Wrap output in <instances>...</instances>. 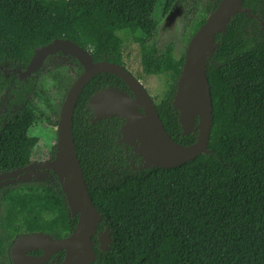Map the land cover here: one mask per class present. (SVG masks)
Masks as SVG:
<instances>
[{"label": "trees", "instance_id": "1", "mask_svg": "<svg viewBox=\"0 0 264 264\" xmlns=\"http://www.w3.org/2000/svg\"><path fill=\"white\" fill-rule=\"evenodd\" d=\"M183 0H0V174L31 163L39 122L58 126L68 90L84 69L70 55L48 56L23 76L36 50L70 40L94 62L123 67L125 40L140 50L143 73L164 76L166 91L156 108L172 139L184 135L174 104L185 52L157 47L159 25ZM221 0H205L187 20V45ZM249 12L235 15L215 37L207 58L213 124L205 154L173 169H144L124 139L126 120H96L91 97L106 88L132 96L111 74L95 76L74 111L73 139L92 201L101 215L93 240V264H264V0H245ZM120 34H123L121 37ZM67 58L63 64L49 61ZM49 85V89H48ZM41 106V107H40ZM47 110L52 121L47 116ZM56 155L53 148L51 159ZM34 172L39 181L15 183ZM0 189V251L7 255L22 235L68 237L78 215L68 207L64 177L44 170L9 179ZM110 232L103 248L101 237ZM54 257L63 260V251ZM53 257V258H54Z\"/></svg>", "mask_w": 264, "mask_h": 264}, {"label": "water", "instance_id": "2", "mask_svg": "<svg viewBox=\"0 0 264 264\" xmlns=\"http://www.w3.org/2000/svg\"><path fill=\"white\" fill-rule=\"evenodd\" d=\"M245 0H221L209 15L206 23L195 33L185 51L182 68L174 98L180 113L184 135L194 130L198 118L196 141L188 146L176 143L166 131L158 114L154 100L144 86L127 68L107 61L94 62L90 53L70 40H56L38 48L28 69L21 73L29 76L40 69L48 56L62 53L75 57L84 71L68 90L63 102L59 122L56 155L53 160L31 163L24 168L0 174V181H6L33 171H60L64 177V192L68 207L78 222L66 238L54 240L48 235H25L12 247L15 264H44L51 255L65 252L61 264H93L92 237L101 221L89 194L86 180L73 139V117L77 101L86 85L99 74H111L120 78L131 91L132 96L106 88L90 99L96 120L119 117L126 120L124 139L131 145H138L137 151L144 161L143 168L173 169L195 160L208 149L212 124L213 103L207 77V58L215 50V37L223 33L230 20L243 11ZM264 25V22H263ZM101 241L106 249L111 242L106 231ZM41 249L39 257L28 256L27 251Z\"/></svg>", "mask_w": 264, "mask_h": 264}, {"label": "rangeland", "instance_id": "3", "mask_svg": "<svg viewBox=\"0 0 264 264\" xmlns=\"http://www.w3.org/2000/svg\"><path fill=\"white\" fill-rule=\"evenodd\" d=\"M205 0H183L177 4L174 10L167 15L163 22L159 25L157 33L155 35V42L160 50H163L167 45L172 44L174 46V56L179 59L187 48V20L192 19V12L199 13L203 7ZM123 37V34H120ZM124 49V62L128 71H130L136 79L144 86L149 96L154 100V103H158L163 97L166 91V78L164 76H149L143 73L141 65L140 50L136 44H131L125 40ZM53 62H59L63 64L68 63L67 58L56 57L49 61V64ZM49 89V85H48ZM41 107V106H40ZM43 107V106H42ZM46 111V114L50 119L56 122V119L52 118L50 113ZM40 125L35 126L31 133V139L36 142L31 154V163H40L49 161L53 152V148L57 144L58 140V126L48 124L45 120L39 122ZM30 163V164H31ZM43 172H34L25 179H18L15 183L24 182H36L46 178ZM11 181H5L0 184V189L6 185H13Z\"/></svg>", "mask_w": 264, "mask_h": 264}, {"label": "flooded vegetation", "instance_id": "4", "mask_svg": "<svg viewBox=\"0 0 264 264\" xmlns=\"http://www.w3.org/2000/svg\"><path fill=\"white\" fill-rule=\"evenodd\" d=\"M126 68V67H125ZM50 160H53V159H50ZM44 171V170H43ZM30 173V172H29ZM2 174V173H1ZM6 181H10V180H6ZM3 182H5V181H0V184H2ZM34 235H36V234H34ZM43 235V234H42ZM23 236H25V235H22L21 237H18V238H16L15 240H14V243L12 244V246H11V248H10V251H9V257H10V259H11V262H12V264H15L14 263V260L12 259V254H11V251H12V247H13V245L15 244V242L17 241V240H19L20 238H22ZM49 236V235H48ZM52 239H54V238H52ZM63 239V238H62ZM54 240H60V239H54ZM102 245H103V243H102ZM109 246V245H108ZM104 248V247H103ZM59 252H61V251H59ZM59 252H56L55 254H53V255H51L50 256V258L44 263V264H61L63 261H64V258H65V252L63 251V253H64V257H63V260L61 261V262H59V257H54L57 253H59ZM26 254L28 255V256H33V257H39V256H41L42 254H43V251L41 250V249H33V250H30V251H27L26 252ZM54 257V258H53ZM0 262H2V263H7L8 262V260H7V255H6V253L3 255L2 253H1V251H0Z\"/></svg>", "mask_w": 264, "mask_h": 264}]
</instances>
